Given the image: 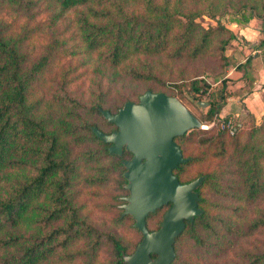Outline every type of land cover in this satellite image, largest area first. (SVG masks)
<instances>
[{
	"label": "trees",
	"instance_id": "1",
	"mask_svg": "<svg viewBox=\"0 0 264 264\" xmlns=\"http://www.w3.org/2000/svg\"><path fill=\"white\" fill-rule=\"evenodd\" d=\"M45 1L56 9L50 14L49 25H55L68 12L74 13L72 22L79 46L53 39L40 47L41 51H35L29 47L30 42L44 33V23L38 20L41 0H0V264H47L52 260L60 264H96L103 247L111 255L106 264H127L124 258L134 252L143 237L132 217L123 215L124 198L129 195L123 162L131 154L124 149L120 155L109 153L110 144L101 142L92 128L105 134L115 132L117 128L103 119L101 111L115 114L125 103H136L151 90L140 94L136 101L124 96L120 107L111 110L105 107V94L100 88L95 89L93 100L86 106L68 95L69 80H64L63 96L58 98L60 108L56 109L33 96L34 86L41 79L45 81L54 52L74 56L82 49L95 54L100 67L111 70V81L119 74L134 82L155 81L165 90L169 87L143 57L165 58L171 63L201 59L213 52L215 38L226 32L220 23L223 16L228 14L236 25L261 19L264 0H200L202 8L194 10L185 8L183 0ZM4 11L20 17L22 23L17 24L16 19L7 22ZM203 16L216 25L202 27L197 19ZM227 42L221 41V50ZM258 46L264 47V39ZM247 62L239 68L243 77H248ZM208 87L203 80L193 79L188 91L192 99H197L207 94ZM226 90L223 85L208 93L206 116L197 118L201 124L213 123L212 127L202 125L206 129L199 127L174 139L186 162L173 175L180 183L199 177L203 180L195 189L201 214L191 223L185 222L184 230L174 238L171 264H216L213 261L225 257L236 240L264 229V209L246 222L231 216L241 213L239 203L264 202V123H252L244 139L239 137L242 123L236 124L233 135L222 129L219 122L228 121L230 115L219 120L220 111L237 92ZM241 91L248 92L247 88ZM151 92L170 96L164 91ZM88 113L98 115L110 131H103L87 117ZM194 146L196 152L190 150ZM213 160H228L230 165L182 179L188 168ZM86 169L92 173L86 174ZM115 171L121 173L125 195L115 198L112 208L116 217L111 222L114 227L131 223L130 228L139 235L132 245L125 244L105 221L93 224L77 201L83 185H106ZM214 198L233 209L212 202ZM168 206L147 215L148 232L159 228ZM221 208L231 215L223 214ZM156 215L157 225L150 229L148 221ZM186 242L190 244L188 252L182 250ZM230 264H264V243L237 252Z\"/></svg>",
	"mask_w": 264,
	"mask_h": 264
},
{
	"label": "rangeland",
	"instance_id": "2",
	"mask_svg": "<svg viewBox=\"0 0 264 264\" xmlns=\"http://www.w3.org/2000/svg\"><path fill=\"white\" fill-rule=\"evenodd\" d=\"M183 1L184 4H186L185 8L187 9L194 10L202 8L200 0ZM39 6L38 20L44 23V33L41 34V36L33 38L30 42V48L35 51H41L43 48L40 47L46 46V44H49L53 39L64 42L67 46H72L74 44L76 46L80 45L78 42V33L76 32L74 23L72 22L74 13L68 12L62 19L57 21L55 25H49L50 14L55 12L56 9L51 8L45 0H41ZM227 12L229 13L230 9ZM3 18L7 22H12L16 19L17 24H21L23 21L20 17L15 18V15H12L7 11L3 12ZM197 22L201 23V26L204 28L216 25V23L207 16L197 19ZM220 23L225 27L226 32H222L221 37L215 38L212 50L213 52L201 59L194 62L181 61L178 63H171L165 58L145 59L143 57V60H146L153 66L154 74L165 83V86L169 87L165 90L160 88L155 81L134 82L119 74L114 81H111V70L105 66L100 67L95 54H88L83 52L82 49H79L78 53L74 56H70L68 54L64 55L59 53V51L58 54L54 52V60L50 69L45 74L46 79L45 81L41 79L39 83L34 86L33 96L36 98L41 97L44 101L51 103L54 108L58 109L60 108L58 98L63 96V82L64 80H69L66 92L71 98H76L82 104L89 106L94 98L93 92H95L96 88H100L105 94L103 95V100L106 102L105 107H109L111 110H114L120 107L121 98L124 96H126L130 101H136L137 97L146 90H151L153 92L164 91L165 93H168V95L176 97L197 118H205L209 108L208 102L210 100L208 93L216 92L223 87V85L228 91H232V89H229V84H227L229 79H226V73L228 72V69L232 67H235L236 70H240L239 68L245 63H240V59L238 58L235 59L230 50V45L234 40H236L235 36H237L236 33L234 34L237 29L235 28L236 22L234 23L232 17L227 14L220 19ZM236 26L239 27L241 25L237 24ZM224 40H227L228 42L224 45L223 50H221V41ZM193 79H201L203 82L208 84L209 87L207 94L197 99L191 98L188 86L190 81ZM200 102L206 103V105L204 104V106H200ZM229 115V119L234 127L237 123H242L243 127L239 131V137L241 139L248 137V130L251 126H253L252 123L256 126L264 123V118L260 119L258 122L255 120L253 122L248 116L238 118L236 116H231L229 113L222 115V117L219 116V120H222L225 116ZM87 117H89L92 122L98 124L103 131H110L111 127L105 124L98 115H91L88 113ZM221 123L222 121L219 122L220 126ZM202 125L210 128L213 123ZM190 150H192V152H196L198 149L194 146ZM219 165L229 167L230 161L213 160L205 164L192 166L185 171L182 179H190L197 174L209 172ZM85 171L86 174L92 173L91 170L86 169ZM120 174V171L112 172L109 175L110 181L106 185L96 187H87L83 185L77 201L83 207V213L89 217V220L93 224L97 225L102 221H105L108 223L110 228H114L113 231L123 240L125 244L132 245L138 241L139 235L130 228L131 223L128 222L114 227L115 225L111 222L114 217H116V211L112 208L116 201L115 198L125 195V191L121 188V184L123 182L119 177ZM211 200L212 202L217 201L218 204H222L224 207L228 206L233 209L232 205H227V203L217 200L216 198ZM232 203L233 205H237L236 202ZM238 207L241 208V213L238 216L231 215V212L224 208H221V211L223 214H230L232 219L235 221L238 220L240 222H246L247 220L249 221L253 218L254 213L264 209V202L260 201L249 205L239 203ZM158 219V215L149 219L148 227L153 229L157 225ZM261 243H264V229L245 239L236 240L235 245L225 257L213 262L216 264H230L234 260L237 252L250 249ZM189 246L190 244L186 242L185 249L182 250L188 252ZM109 258H111V255L103 247L98 252L96 264H106V261L109 260ZM60 263V261L56 263L55 260H52L47 264ZM72 264L79 263L73 262Z\"/></svg>",
	"mask_w": 264,
	"mask_h": 264
},
{
	"label": "water",
	"instance_id": "3",
	"mask_svg": "<svg viewBox=\"0 0 264 264\" xmlns=\"http://www.w3.org/2000/svg\"><path fill=\"white\" fill-rule=\"evenodd\" d=\"M206 103L200 102V106ZM103 119L117 130L110 134L92 132L108 151L131 158L123 162L129 195L124 198L123 215L134 220L143 235L134 252L125 257L127 264H171L175 253L174 238L185 228V222L201 214L195 189L203 177L180 183L173 171L186 162L174 139L201 128L202 124L176 97L145 92L136 103L127 102L117 113L101 111ZM169 205L157 230L148 232L145 218L162 206ZM150 255H155L154 259Z\"/></svg>",
	"mask_w": 264,
	"mask_h": 264
},
{
	"label": "crops",
	"instance_id": "4",
	"mask_svg": "<svg viewBox=\"0 0 264 264\" xmlns=\"http://www.w3.org/2000/svg\"><path fill=\"white\" fill-rule=\"evenodd\" d=\"M237 36L230 45L231 53L240 63H246L245 72L235 67L228 69L226 79H229V89L236 90L235 97H230L228 103L221 109L219 116L229 113L231 116L244 118L251 116L258 122L264 115V47H259V41L264 39V16L253 18L248 23L236 26ZM247 88L244 93L241 89ZM232 111V112H231Z\"/></svg>",
	"mask_w": 264,
	"mask_h": 264
},
{
	"label": "built area",
	"instance_id": "5",
	"mask_svg": "<svg viewBox=\"0 0 264 264\" xmlns=\"http://www.w3.org/2000/svg\"><path fill=\"white\" fill-rule=\"evenodd\" d=\"M202 127V126H201ZM207 128V127H206ZM221 128L222 129H225L230 135H233L235 133V128L234 126L232 125V122L231 120L229 119L228 121L226 122H222L221 123Z\"/></svg>",
	"mask_w": 264,
	"mask_h": 264
}]
</instances>
